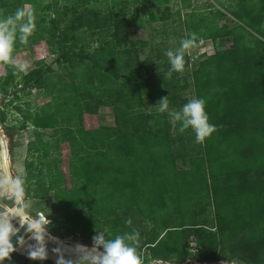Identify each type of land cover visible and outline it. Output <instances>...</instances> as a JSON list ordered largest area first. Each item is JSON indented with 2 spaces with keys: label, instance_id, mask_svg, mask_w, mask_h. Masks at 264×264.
<instances>
[{
  "label": "rangeland",
  "instance_id": "1",
  "mask_svg": "<svg viewBox=\"0 0 264 264\" xmlns=\"http://www.w3.org/2000/svg\"><path fill=\"white\" fill-rule=\"evenodd\" d=\"M234 4L232 0H0V18L24 8L33 13L36 24L28 43L17 41L14 53L18 61L27 63L26 71L13 70L8 80L9 71L0 65V131L6 140L12 177L21 181L19 199L24 207H18L32 218L48 217L50 233L66 243L92 244L93 237L84 239L74 232L81 216L90 215L89 208L78 214L75 206L57 202L52 191L46 198L28 197L22 183L35 181L33 174L38 173L47 179L49 170L58 169L68 189L76 186L80 190L82 165L92 168L106 164L95 148L101 145L116 167L123 169L101 172L92 180L99 181L96 190H89L96 193L90 196L98 207L111 209L106 218L98 217L100 231L106 237H115L118 231H138L141 241L137 248L143 264L220 262L225 259L218 257L232 256L236 231H220L216 208L207 191L184 194L178 186L149 188L144 184L147 181L143 177L147 179L148 173L141 172L139 161L150 165L151 160L142 148L139 159L134 127L141 129V140L142 130H152L155 149H171V153L159 154L171 168H191L194 159L204 155V143L196 142L195 133L189 130L178 134L179 124H173L167 113H160L156 103L168 96L170 108L180 110L197 98L193 81L197 63L233 43L232 36H221L214 42L210 34L242 25L229 11ZM133 18L137 24L129 25ZM191 33L196 34L197 43L185 56L184 71H173L169 77L171 65L166 51L178 48L181 39ZM62 50L92 55L96 62H57ZM48 65L51 71L44 76L41 88H19L25 73ZM25 114H54L57 123L52 128L36 127ZM165 128L168 131L159 132ZM256 172L251 175L258 177ZM120 173L124 177L117 179ZM132 176L133 185L123 184ZM142 190H146L145 197L164 196V207L145 216L143 204L140 210L125 202ZM129 219L131 225L126 223ZM257 222L252 228L259 230L263 225ZM192 229L203 236L193 234ZM150 232L158 239L178 238L188 259L181 261L185 253L179 252L169 261L147 262L150 250L142 240ZM208 255L214 259L205 260ZM231 262L247 264L238 256Z\"/></svg>",
  "mask_w": 264,
  "mask_h": 264
},
{
  "label": "trees",
  "instance_id": "2",
  "mask_svg": "<svg viewBox=\"0 0 264 264\" xmlns=\"http://www.w3.org/2000/svg\"><path fill=\"white\" fill-rule=\"evenodd\" d=\"M232 1L235 4L229 11L242 25L231 29L220 28L211 33L209 38L216 42L221 36H232L233 43L207 55L197 63L193 71L196 97L206 100L210 123L216 126V131L204 142V155H197L191 168L182 170L171 168L169 162L160 160V155L163 152L171 153V149L165 146L162 149H155L157 146L153 139L156 136L148 129L142 130L144 141L141 146V129L138 130L136 127L134 129L138 142L135 150L139 159L141 148L150 155V165H143L141 160L139 161L141 172L148 173L147 179L143 177L147 181V183L143 181L147 187L172 185L178 186L179 191L184 194L207 191L212 197L220 231L232 230L237 234L232 256L224 255L218 257V260L225 259L231 262L233 256H238L247 264H264V0ZM136 24V18L129 21V25ZM56 61L83 64L96 62L92 55H79L66 50L59 53ZM6 68L9 71L7 79L10 80L13 69L9 66ZM50 71L51 67L48 65L25 73L19 88H41L44 76ZM25 117L36 127L52 128L57 123L54 114L35 117L25 114ZM139 118L138 123H141V117ZM142 118L143 121L147 120L144 115ZM177 128L178 134L191 130L180 133L179 126ZM162 131L168 129H161L159 132ZM95 148L98 154L105 157L106 164H95L92 168H84L83 164L79 174L83 179L80 190L76 189V186L68 189L64 185V175L60 174L58 169L49 170L47 179L38 173L33 174L35 181L22 183L24 193L28 197L46 198L52 191L57 202L65 201L66 207L75 206L78 214L84 208H89L90 215H80V224L77 223L74 227V232L84 239L92 238L97 230L100 231L99 218H106L111 213L110 208L98 207L95 198L90 196L96 193H90L89 190H96L95 186L99 183L92 180L103 171L114 168L123 171L122 167H116V163L110 160V155L103 146ZM253 171H257L258 177L251 175ZM122 177L124 175L120 173L117 179ZM132 180L133 176L123 184L131 186ZM145 196L146 190H142L137 196L134 195L125 202L137 205L140 210L143 204L145 209L142 212L145 216L155 214V208L164 207V196L160 198L155 195ZM256 220L258 224L263 225L259 230L252 228ZM250 231L252 233H249ZM191 232L203 236L197 229H192ZM147 236L148 238L142 240L150 250L147 262L154 259L169 261L172 254L184 252L178 238L158 239L151 232L146 233L144 237ZM139 239L141 241V235ZM139 249L141 250V247ZM184 253L180 257L181 261L188 259L187 252ZM205 258L214 259L212 255ZM2 264H53V262L49 259L32 260L14 252L11 259L3 261Z\"/></svg>",
  "mask_w": 264,
  "mask_h": 264
},
{
  "label": "clouds",
  "instance_id": "3",
  "mask_svg": "<svg viewBox=\"0 0 264 264\" xmlns=\"http://www.w3.org/2000/svg\"><path fill=\"white\" fill-rule=\"evenodd\" d=\"M36 24L31 11L18 8L13 14L0 18V65L11 67L15 72L26 71V62L17 60L14 53L16 44H27L33 35ZM202 42V41H201ZM197 37L191 33L189 37L180 41V46L168 49L165 55L171 65L169 77L173 71L183 72L185 69V56L190 55V50L196 45ZM160 113H167L173 124H179V132L184 133L191 129L195 133L197 143L203 144L216 131V126L210 123V117L206 111V100L192 98L182 106L180 110L170 108L168 96L160 98L156 103ZM21 181L16 178H0V201L4 199L14 200L15 207H24L19 199ZM5 210L0 212V264L10 260L17 248L12 243V237L17 236L21 247L27 245L26 251L29 259H48V242H54L60 247H55L52 252L56 254V264H143L141 254L138 252L140 233L118 234L115 237H106L104 232L96 231L93 236V246L88 248L85 245L77 244L71 251L75 259H66L64 255L63 242L52 236L49 231L51 221L46 218H32L24 212L11 213L6 204L0 203ZM17 220L19 227L13 224ZM131 225L132 221H126ZM21 229H24L28 239L35 243H28L24 236H18Z\"/></svg>",
  "mask_w": 264,
  "mask_h": 264
},
{
  "label": "bare ground",
  "instance_id": "4",
  "mask_svg": "<svg viewBox=\"0 0 264 264\" xmlns=\"http://www.w3.org/2000/svg\"><path fill=\"white\" fill-rule=\"evenodd\" d=\"M13 178L12 177V174H11V170H10V158H9V155H8V150L6 149V147L0 151V178L2 179H7V178ZM19 212H24L26 213V211L20 207H16V208H12V213H19ZM27 214V213H26ZM13 224L15 225L16 224V221H13ZM25 237L26 239H28V235L26 234L25 230L24 229H21L20 231ZM52 235V234H51ZM52 236H55V235H52ZM57 237V236H55ZM60 241L63 242V248H64V252L66 253H69V255L71 257H73V259H75V254L71 251V249H73L77 244H80V245H85L87 246L88 248H91L93 246V243L92 244H87L85 242H82V241H78V242H71V243H66L64 242L61 238L57 237ZM28 243H33L31 240H26ZM77 241V240H76ZM34 244V243H33ZM48 251H49V254H52L56 259H57V256L55 253L52 252V249L55 248V247H60L61 245H58L54 242H51L49 241L48 242ZM55 246V247H54ZM18 250L22 251V252H25L27 253L26 251V248H27V245H25L24 247H21V245L19 244L17 247H16ZM66 259H71L70 257L67 256ZM191 264H235L233 262H228V261H220V262H211V261H193Z\"/></svg>",
  "mask_w": 264,
  "mask_h": 264
},
{
  "label": "water",
  "instance_id": "5",
  "mask_svg": "<svg viewBox=\"0 0 264 264\" xmlns=\"http://www.w3.org/2000/svg\"><path fill=\"white\" fill-rule=\"evenodd\" d=\"M5 141H6L5 140V137L2 135V133L0 131V151L3 150L6 147V142ZM0 203L6 204L8 207H10L8 211L12 213V208L11 207H15V201L14 200L4 199V200L0 201ZM4 210L5 209L3 207H0V212H3ZM13 221H16L15 226L16 227H19L18 221L17 220H13ZM18 236H24V235L20 232L18 234ZM24 238H25V240H28V239H26L25 236H24ZM32 242L35 243L34 241H32ZM12 243L14 244L15 247H17L19 245L18 237L17 236H13L12 237ZM16 252L19 253V254H21V255L27 256V253L22 252V251H20L18 249H17ZM64 255H65V258H67V256H68L71 259H73V257H71L69 255V253L64 252ZM48 258L51 259L56 264V258L52 254H49L48 255ZM181 264H187V263H181Z\"/></svg>",
  "mask_w": 264,
  "mask_h": 264
},
{
  "label": "flooded vegetation",
  "instance_id": "6",
  "mask_svg": "<svg viewBox=\"0 0 264 264\" xmlns=\"http://www.w3.org/2000/svg\"><path fill=\"white\" fill-rule=\"evenodd\" d=\"M26 257H28V256H26ZM49 259V258H48ZM51 262H53L51 259H49ZM53 264H55L54 262H53Z\"/></svg>",
  "mask_w": 264,
  "mask_h": 264
}]
</instances>
